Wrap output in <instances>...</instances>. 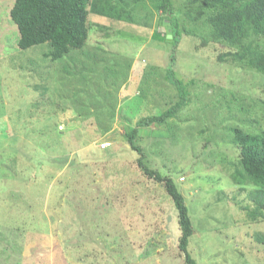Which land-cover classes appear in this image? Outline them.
<instances>
[{"label": "rangeland", "instance_id": "374dc122", "mask_svg": "<svg viewBox=\"0 0 264 264\" xmlns=\"http://www.w3.org/2000/svg\"><path fill=\"white\" fill-rule=\"evenodd\" d=\"M13 2L0 0V264H185L174 203L145 179L124 135L176 98L169 66L190 101L141 127L144 162L183 193L197 264H264L253 186L237 185L226 164L237 159L229 126L264 127V74L219 61L222 44L190 20L192 0H171L177 27L163 23L155 0H122L133 22L92 14L73 60L44 56L48 44L19 48ZM161 28L169 40L180 33L174 65Z\"/></svg>", "mask_w": 264, "mask_h": 264}, {"label": "trees", "instance_id": "16d2710c", "mask_svg": "<svg viewBox=\"0 0 264 264\" xmlns=\"http://www.w3.org/2000/svg\"><path fill=\"white\" fill-rule=\"evenodd\" d=\"M154 4L157 11L167 14V17L162 19L165 25L178 26L174 25L171 0H155ZM192 5L190 20L197 24L202 20L201 23L211 30L213 38L222 44L223 52L218 56L220 62L244 61L251 68L264 74V46L258 42L260 38L264 39V0H192ZM131 10L124 7L122 0H14L9 14L18 28L19 48L28 49L48 44L49 50L44 52V56L52 60L63 57L73 60L76 57L74 52L82 50L87 45L92 14L106 16L116 21L126 19L133 22ZM160 31V39L174 44L170 55V64L174 65L176 61L174 52L180 41V33L172 32V39L169 40L162 28ZM82 53L87 57V52ZM83 67L86 68V64ZM68 75L72 76L70 73ZM166 75L175 85L176 98H172L162 112L143 117L135 126L128 127L124 135L130 147L139 154L136 165L147 177L145 179L159 183L174 203L180 228L178 248L180 254L184 256L185 264H197L188 249L194 226L185 197L173 177L150 168L144 162V150L137 143L141 127L170 121L177 117L179 111L190 101V92L184 82L172 77V66L167 68ZM139 95H142L141 92ZM260 101L264 103V100ZM70 102L72 105V101ZM75 114L81 116L79 111L74 112ZM110 118L111 122L116 119L115 112L110 114ZM98 120L101 119H93L94 127L101 126ZM110 128L108 124L105 128L95 130L108 132ZM228 129L230 136L227 142L237 148L236 161L226 162L229 168L228 175L237 185L253 186L250 189V198L255 204L254 212L255 208H258L261 217L264 218V127L258 126L253 130L234 125Z\"/></svg>", "mask_w": 264, "mask_h": 264}, {"label": "built area", "instance_id": "2783aa9c", "mask_svg": "<svg viewBox=\"0 0 264 264\" xmlns=\"http://www.w3.org/2000/svg\"><path fill=\"white\" fill-rule=\"evenodd\" d=\"M111 144V142L110 141H107V142H102L101 143V146L103 147V148H106L107 146H109Z\"/></svg>", "mask_w": 264, "mask_h": 264}, {"label": "clouds", "instance_id": "9594fccd", "mask_svg": "<svg viewBox=\"0 0 264 264\" xmlns=\"http://www.w3.org/2000/svg\"><path fill=\"white\" fill-rule=\"evenodd\" d=\"M182 180H184V177H181Z\"/></svg>", "mask_w": 264, "mask_h": 264}]
</instances>
